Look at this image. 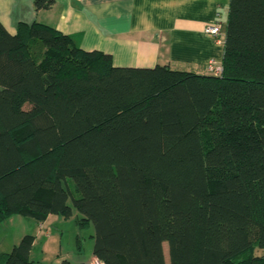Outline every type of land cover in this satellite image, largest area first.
Masks as SVG:
<instances>
[{"label":"trees","instance_id":"16d2710c","mask_svg":"<svg viewBox=\"0 0 264 264\" xmlns=\"http://www.w3.org/2000/svg\"><path fill=\"white\" fill-rule=\"evenodd\" d=\"M80 41L0 24V225L75 211L99 264H264V0H229L216 76ZM33 241L0 264H38Z\"/></svg>","mask_w":264,"mask_h":264},{"label":"crops","instance_id":"0c3cea01","mask_svg":"<svg viewBox=\"0 0 264 264\" xmlns=\"http://www.w3.org/2000/svg\"><path fill=\"white\" fill-rule=\"evenodd\" d=\"M228 5L229 0H53L49 9L35 11L33 0H0V24L10 35L18 22L81 34L80 48L110 56L115 68L159 65L208 75L209 62L221 65L223 45L203 30L217 22L224 35ZM51 217L58 216L40 225Z\"/></svg>","mask_w":264,"mask_h":264},{"label":"rangeland","instance_id":"374dc122","mask_svg":"<svg viewBox=\"0 0 264 264\" xmlns=\"http://www.w3.org/2000/svg\"><path fill=\"white\" fill-rule=\"evenodd\" d=\"M25 106L24 109H27ZM68 206L70 202L68 201ZM54 218H60L55 221ZM78 214L64 220L61 217H51L47 223L40 225L30 218L11 216L0 225V254L9 253L25 235L34 237L29 259L38 264H60L65 260L69 263L95 264L92 257L93 231L91 228L80 230L76 226ZM164 257L167 260V245H162ZM261 252L256 250L255 255Z\"/></svg>","mask_w":264,"mask_h":264},{"label":"built area","instance_id":"2783aa9c","mask_svg":"<svg viewBox=\"0 0 264 264\" xmlns=\"http://www.w3.org/2000/svg\"><path fill=\"white\" fill-rule=\"evenodd\" d=\"M204 34L211 37L216 43L222 44V40L224 38L223 33L220 31V25L217 22H213L212 24H208L204 28ZM205 71L211 75H219L221 73V66L214 64L213 62H209L206 67ZM95 264H99L95 262Z\"/></svg>","mask_w":264,"mask_h":264}]
</instances>
